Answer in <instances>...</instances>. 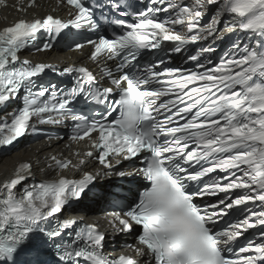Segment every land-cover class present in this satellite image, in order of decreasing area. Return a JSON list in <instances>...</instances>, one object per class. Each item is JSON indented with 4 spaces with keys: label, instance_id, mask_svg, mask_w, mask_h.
Masks as SVG:
<instances>
[{
    "label": "snow or ice",
    "instance_id": "6c2138e0",
    "mask_svg": "<svg viewBox=\"0 0 264 264\" xmlns=\"http://www.w3.org/2000/svg\"><path fill=\"white\" fill-rule=\"evenodd\" d=\"M58 3L68 6V20L53 15L22 18L0 30V106L19 98L22 89L27 92L23 106L4 117L0 146L13 144L29 131L36 133L35 121L43 125L71 117L70 139L87 140L96 150L95 154L85 152V157L94 158L103 169L117 168L120 177L138 176L146 182L131 203L114 210L108 219L114 232L136 233V243L110 259L103 252L105 234L96 226L75 232L67 244L58 240L76 221L65 219L52 227L53 219L66 205L79 201L86 189L91 191L89 185L101 172L84 171L88 160L83 158L74 163L52 156L55 171L71 168L82 172V177L36 183L18 193L17 186L32 175V165L21 163L14 177L0 185L5 193L0 201V264H17L25 246L38 238L53 244L58 264H80L81 260L87 264H264V243L256 245L249 240L241 246L239 253H251L243 259L233 251L240 236L257 225L264 226V0H191L185 5L170 3L136 11L133 22L114 21L120 31H114L112 38L88 39L92 48L88 59L119 58V75L113 77L107 70L111 86L94 87L95 77L87 67H66L61 74L78 75L76 86L69 89L43 85L37 78L56 68L21 60L18 55L29 45L37 52L50 51L67 29L88 26L96 30L93 12L84 0ZM151 3L159 5L160 0ZM35 5L36 0H29L28 7ZM211 5L216 6L213 15L202 24ZM0 6L8 7L7 0H0ZM15 7L27 11L23 0ZM170 10L174 16L157 17ZM226 16L229 19L220 29ZM41 32L44 41L36 46L33 42ZM225 32L245 33L259 40L256 47L235 42L212 67H206L212 61L201 56L214 49L202 47L189 59L204 71L161 67L163 57L138 66L142 53L164 52L166 41L173 44L171 52L181 53L187 44L216 40ZM84 47L76 43L74 50ZM78 98L104 105V110L98 118L77 115L71 106ZM117 110L119 116L109 120ZM124 161L129 164L119 169ZM205 197L219 199L196 202ZM257 201L259 211L248 207ZM237 213L243 218L231 219L226 228L219 226L225 217ZM260 236L264 238V231ZM229 252L236 258H228Z\"/></svg>",
    "mask_w": 264,
    "mask_h": 264
},
{
    "label": "bare ground",
    "instance_id": "6f19581e",
    "mask_svg": "<svg viewBox=\"0 0 264 264\" xmlns=\"http://www.w3.org/2000/svg\"><path fill=\"white\" fill-rule=\"evenodd\" d=\"M52 55H44L41 58L48 60L52 58ZM73 58V56H72ZM52 151H45L40 147H34L31 150H25L24 146H21L18 151L9 157L0 158V184L11 178L12 173L16 167L21 163H31L36 172H41L43 157H46L48 153ZM100 202H104L103 198H100ZM92 213H90L91 215Z\"/></svg>",
    "mask_w": 264,
    "mask_h": 264
}]
</instances>
